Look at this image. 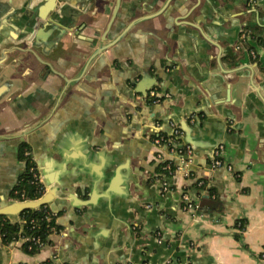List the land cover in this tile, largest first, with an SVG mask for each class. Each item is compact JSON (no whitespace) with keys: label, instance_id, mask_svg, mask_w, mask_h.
I'll return each mask as SVG.
<instances>
[{"label":"crops","instance_id":"obj_1","mask_svg":"<svg viewBox=\"0 0 264 264\" xmlns=\"http://www.w3.org/2000/svg\"><path fill=\"white\" fill-rule=\"evenodd\" d=\"M245 1L58 0L57 15L39 25L35 17L45 0H0V207L17 200L24 143L46 191L47 184L66 187L72 177L94 179L101 194L109 187L95 199L93 214L72 208L77 198L88 200V191L62 188L66 197L48 206L61 230L35 255L20 243L1 244L4 264H263L264 92L237 86L251 81L255 64L261 75L264 63L242 45L244 31L234 49L202 39L204 27L217 36H236L247 23L254 33L264 31V0L252 1L258 15L244 17ZM137 84L155 85L151 91L161 100H143ZM184 115L192 125L196 118L204 122L196 137L202 148L224 133L223 159L234 173L194 155L186 180L178 171L172 192L161 193L149 179L157 153L152 136L170 133L177 123L169 120ZM123 154L138 175L146 170L124 219L123 183L105 181L104 170ZM166 155L181 168V157ZM198 181L204 190L193 188ZM180 186L197 212L182 211ZM130 220L139 222L138 230Z\"/></svg>","mask_w":264,"mask_h":264},{"label":"water","instance_id":"obj_2","mask_svg":"<svg viewBox=\"0 0 264 264\" xmlns=\"http://www.w3.org/2000/svg\"><path fill=\"white\" fill-rule=\"evenodd\" d=\"M252 1L253 0H246L245 1V6H246L245 7V13L246 14L243 15L244 17L246 15H251V14L258 15L259 14L258 6L255 3H252ZM120 2L118 4H120ZM57 3H58V0H45L44 5L41 6L40 10L37 12V16L35 17L36 23L37 24L40 23L39 25H42L43 21L47 19L48 15H50L51 13H55L54 10H55V6H57ZM55 14L57 15V13H55ZM70 18H71L70 19L71 21H70V24L68 25L69 28H71L70 26L73 24V21L77 18V16H76V14H73ZM68 22H64L62 24L66 25V24H68ZM69 28H67V29H69ZM243 31H244L246 39H245V41H243L242 45L244 43H247L249 48L251 50H255L256 53L260 56L259 63L260 64L264 63V47H262L260 44V43L264 44V31H262L258 34L254 33L255 28L252 26L251 23H247L245 26H240V29L237 30V34L236 33L234 34L236 36H233V34H229L226 36H217V35L213 34L212 29L204 27V32H205L206 36L202 35V39L205 40L206 42H208L213 48H217V45L219 43H226L229 47L234 49L237 46L239 39H240V35L243 34L242 33ZM241 47L242 46L240 45L238 48L240 49ZM31 53L33 54V52H31ZM230 56L233 57L232 60H236L238 58L237 53H234L233 55L230 54ZM244 56H245V54H244ZM248 59H249V56H248ZM214 61L219 62L222 60L218 59L217 55L215 54ZM207 62H208V60L205 61L206 66H210ZM262 68H264V67L261 66L260 69H262ZM254 70L256 73L259 70V67L257 64H255ZM263 71H264V69H263ZM255 72L252 73V78L250 79L251 81H249V83L239 84L237 86V90H243V89L250 88V86L251 87L256 86L259 88L260 92H264V72L261 75L259 73H257L258 74L257 75ZM151 78L155 81V85H157V82H158L157 79H155L154 77H151ZM148 84L149 83H147V85ZM154 86L152 85V87L147 88L145 86V84H137L136 88H135V90H136L135 93L137 95H141L143 100H148V98H149L148 94ZM128 109L130 110V108H128ZM130 114L133 115V113H130ZM191 119H192V116L184 115V118L180 121H178L174 118L173 119L171 118L169 121L170 122H176L180 126L181 130L184 132L183 142L185 145H189L193 148V151H194L193 154L195 156H204L206 158L207 162H212L214 160L215 153H216L217 149L220 146H225V144H226V138L224 136V133H222V134L218 133L214 140L209 141V143L205 145V148H202L199 145V142L197 141L196 137L201 135V130L203 128H205V124L199 118H196L195 124L192 125ZM227 137H228V135H227ZM200 152H204V153H200ZM194 155H193V157H194ZM180 159H181V165H179V166H181L182 170L180 172H178V175H180V177H182L183 180H186L185 172L188 171V169H187L188 164L183 163L182 158H180ZM186 159H188V158H186ZM104 170L106 173L105 181L106 180L107 181L108 180H114V182H116V183H121V182L123 183L122 185H123V219H124L127 216V214H131V213H129L128 210H130V209L134 210V208L132 206L133 203L131 201L132 200V190L134 188H136L138 183L140 185H142L141 176H142L143 172H145L146 170L144 167H141L139 175H138L137 171H135L133 168V159L128 154H123V158L121 160H117V159L111 160L110 162H108L104 166ZM120 175H123L122 178L120 177ZM148 175H150V174H148ZM70 179H71V181L68 183V185L66 187L59 185V184H56V185L49 187V185L47 184L46 185L47 191L39 199L24 200V201L14 200V201L4 205L3 207H0V218L5 217V218H8L9 220H11L12 222H19L20 216L24 212L38 210V209L45 207V206H51L52 203L55 201V197H57V196L66 197V195H64L62 188H64V190H66V191L69 190L70 192H72L74 189L72 194L75 193L76 192L75 186H80V188L82 187L85 191H88V200H80L79 198H77L81 202L79 204H77V206H73V207L70 206V207H72L74 210H78L81 208L89 209L90 210L89 212H91V214H93L94 209L97 208V204H96L95 199L99 195H105L107 193V190H109V187L103 188L104 193L101 194V193H99L100 192V190L98 189L99 187L96 186V182L94 179H92V180L86 179V178L85 179H78V178L74 179V177H72ZM149 179L152 180L153 177H151V178L149 177ZM149 179L146 180L147 187H149ZM77 183H79V184H77ZM182 187L183 186L179 187V193H180V189H182ZM180 196L182 198V193H180ZM205 204H206V202H202L200 204L199 208H200L201 212L203 209L206 208ZM61 206H63L67 210H69V208H70L69 206H66L65 204H63V205L61 204ZM106 207H108V206L106 205ZM89 215L90 214H87L86 216L88 217ZM130 221H132L131 228L134 231H135V229L138 230L139 229V226H138L139 222L138 221L136 222L134 220H130ZM86 233H88V231H86ZM139 236L145 237L144 234H142V233H139ZM3 253H4V248L1 247V240H0V264H4L5 256Z\"/></svg>","mask_w":264,"mask_h":264},{"label":"built area","instance_id":"obj_3","mask_svg":"<svg viewBox=\"0 0 264 264\" xmlns=\"http://www.w3.org/2000/svg\"><path fill=\"white\" fill-rule=\"evenodd\" d=\"M245 39H246L245 36L242 37V41H245ZM251 54L254 57L256 56V54L253 51L251 52ZM149 97L151 100L154 101V103H158L161 100L158 92L155 90L150 92ZM170 129H171L170 133H168L167 135H160V134H165V133H160L157 137H155L154 135L152 136V143L157 148V153L155 155V161L158 164L165 163L164 170L166 171V173L164 174V178L161 179L159 178V174H154L153 179H152L153 182H157L158 184H160L159 186H160L161 193L172 192L174 186L171 184V180L173 179L174 175L178 171H181V168L179 167H177L176 169H173V165L171 162L172 160L167 157L166 153L178 155L179 157L182 158V162L187 163L188 165L191 162L193 155H194L193 154L194 151L191 146L181 143V140L184 139V132L181 130V128L177 124L172 123L170 126ZM224 150H225V146H220L217 149L214 160L212 161V169L214 170L225 169L230 173H234L232 165H230L223 159ZM30 173L32 174V184L36 185L39 193L44 194L45 187L43 185V181L40 176V173L37 171L35 167L30 168ZM185 176H187V172H185ZM235 177H238V175L235 174ZM199 185L203 186L204 183L201 181ZM16 194H18V192H16ZM197 210H198V205L192 200L191 195L187 191L183 192L182 211L186 213H194V212H197ZM23 224H25L24 221H23ZM30 227L32 229H35L36 221H31ZM48 241H49V238H48ZM15 243H20V246H22V244H28L29 251H33L36 248L38 249V253L39 251L43 250L45 247H47L50 244V243H47V241L43 240V238H40V236L36 237L33 235L31 236L22 235L20 240ZM260 259L262 263L264 264V253L261 255ZM19 264H23V263H19ZM41 264H51V263L47 261Z\"/></svg>","mask_w":264,"mask_h":264},{"label":"trees","instance_id":"obj_4","mask_svg":"<svg viewBox=\"0 0 264 264\" xmlns=\"http://www.w3.org/2000/svg\"><path fill=\"white\" fill-rule=\"evenodd\" d=\"M159 94V93H158ZM160 135H167L160 134ZM157 137L158 135H154ZM183 142V139L181 140ZM28 151V145H21V158L22 161L26 162V172L23 175L22 181L15 187L13 196L17 200H36L43 196V193H39L36 185L32 184V174L30 173V168L34 167V163L30 157L25 156V153ZM173 169L177 168L176 163L172 160ZM165 163H156L155 174H159V178L163 179L166 171L164 170ZM200 181L193 185V188L196 190H204L205 185L200 186ZM188 192V189L186 190ZM18 192V194H16ZM49 218V220H48ZM57 216L50 211L48 206L42 207L38 210L27 211L21 214L19 222H12L8 218L2 217L0 218V240L1 244L4 246H9L12 243L18 242L20 238L23 236H40L43 240L48 241L49 236H51L54 232H59L61 230L60 226L56 222ZM23 221L25 224H23ZM36 221V228L32 229L30 227V222ZM243 228L245 223H243ZM22 250L24 253L28 255H35L38 253V249H34L33 251H29L28 244H22ZM40 252V251H39Z\"/></svg>","mask_w":264,"mask_h":264},{"label":"flooded vegetation","instance_id":"obj_5","mask_svg":"<svg viewBox=\"0 0 264 264\" xmlns=\"http://www.w3.org/2000/svg\"><path fill=\"white\" fill-rule=\"evenodd\" d=\"M25 156H27V157H30L31 159H32V161H33V163H34V167L37 169V171L40 173V171H39V168H38V166H37V164H36V162H35V160L33 159V157H32V153L30 152V149H29V147H28V151L25 153ZM24 162V161H23ZM25 163V165H26V162H24ZM27 170V169H26ZM30 171V170H29ZM22 181V180H21ZM45 191H46V189H45ZM45 194V193H44ZM43 194V195H44Z\"/></svg>","mask_w":264,"mask_h":264}]
</instances>
